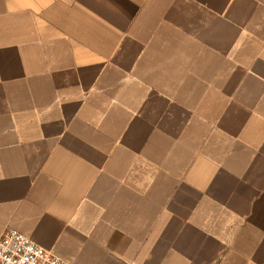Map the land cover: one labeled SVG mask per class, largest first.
I'll list each match as a JSON object with an SVG mask.
<instances>
[{"label":"crops","instance_id":"1","mask_svg":"<svg viewBox=\"0 0 264 264\" xmlns=\"http://www.w3.org/2000/svg\"><path fill=\"white\" fill-rule=\"evenodd\" d=\"M71 264H264V0H0V241Z\"/></svg>","mask_w":264,"mask_h":264},{"label":"built area","instance_id":"2","mask_svg":"<svg viewBox=\"0 0 264 264\" xmlns=\"http://www.w3.org/2000/svg\"><path fill=\"white\" fill-rule=\"evenodd\" d=\"M0 264H71L35 243L29 236L10 229L0 241Z\"/></svg>","mask_w":264,"mask_h":264}]
</instances>
